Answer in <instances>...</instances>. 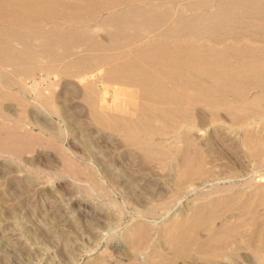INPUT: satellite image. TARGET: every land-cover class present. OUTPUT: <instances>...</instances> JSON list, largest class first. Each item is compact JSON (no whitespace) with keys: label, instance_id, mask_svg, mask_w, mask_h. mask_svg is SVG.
<instances>
[{"label":"bare ground","instance_id":"obj_1","mask_svg":"<svg viewBox=\"0 0 264 264\" xmlns=\"http://www.w3.org/2000/svg\"><path fill=\"white\" fill-rule=\"evenodd\" d=\"M145 1L158 2L164 12L157 17L149 8L131 7L134 2ZM177 2L0 0V98L19 101L17 94L8 89V79L2 75L4 68L48 61L44 64L55 67V80L41 78L32 86L39 110L57 119L66 114V103L58 101L61 97L56 91L60 77H78L82 85L80 98L87 105L92 123L111 131L146 159L164 161L175 155L181 162L180 169L178 166L179 170L174 171L178 172V180L188 177L191 167L199 164V152H189L194 148L193 132L212 126L234 128L250 155L262 156L264 1L185 0L179 2L182 9L172 11L169 7ZM124 4L130 7L116 9ZM156 18L158 21L153 22ZM153 27L161 28L154 32ZM141 30L152 32L137 33ZM98 35H106L107 41ZM108 49L119 51L105 53ZM28 68L30 71L22 72L26 77L36 76L35 70L41 73L38 68ZM43 71L50 78L51 72ZM82 76H87V81H82ZM100 84L118 86L113 106L97 105ZM258 125L260 135L252 128ZM166 129L175 131V139L164 140L169 135ZM5 130L7 147L22 146L27 137H36L20 135L12 126ZM179 142L184 145L181 150ZM232 202L235 204V200ZM164 205H169L168 196ZM235 213L230 220L210 206H199L192 214L163 227L161 240L176 255L186 256L192 249L206 253L229 240L241 242L248 236L264 239V215L256 218L250 201L240 203ZM140 226L131 234L139 235V239L146 231ZM243 242L249 245L251 241L248 238ZM159 249L152 251L146 264H168L160 260Z\"/></svg>","mask_w":264,"mask_h":264},{"label":"rangeland","instance_id":"obj_2","mask_svg":"<svg viewBox=\"0 0 264 264\" xmlns=\"http://www.w3.org/2000/svg\"><path fill=\"white\" fill-rule=\"evenodd\" d=\"M175 4L169 7L172 11L182 9ZM98 37L107 41L106 35ZM46 62L7 67L2 72L19 101L0 98V264H92L96 260L103 261L101 264H146L156 248L161 250L159 259L168 264H264V239L248 236L241 242L226 241L206 253L192 249L186 256H178L160 237L169 222L192 214L199 206H210L231 220L237 206L250 201L254 216L263 218L264 153L252 157L234 128L212 126L193 132L194 148L189 152H199V164L191 167V171L197 170L190 171L189 178L178 180L174 171L181 162L175 155L164 161L146 159L111 131L92 123L80 98L78 77H60L56 91L61 97L58 101L66 103V114L57 119L39 110L32 93L34 81L55 80V67ZM28 67L41 73L35 70L36 76L26 77L22 72L30 71ZM44 69L51 72L50 78ZM116 87L100 84L97 105L113 106ZM9 126L20 135L39 137L32 136V141L30 136L22 146L7 147L4 136ZM260 127H252L255 134L260 135ZM164 132L169 134L164 140L175 139V131ZM183 147L179 142L178 149ZM167 196L169 205H164ZM140 225L146 231L139 239L131 234ZM248 238L249 245L243 242Z\"/></svg>","mask_w":264,"mask_h":264},{"label":"crops","instance_id":"obj_3","mask_svg":"<svg viewBox=\"0 0 264 264\" xmlns=\"http://www.w3.org/2000/svg\"><path fill=\"white\" fill-rule=\"evenodd\" d=\"M135 3H137V4L134 5ZM147 4H154V6L147 5ZM129 7H130V6H127V7H125V8H129ZM131 7H146V8H149L150 10H152V11H154V12L157 13V17H160V16H161L160 13L164 12V6H161V5L158 4V2H156V1H145V2H143L142 4L139 3V2H134V3L131 4ZM162 7H163V10L161 9ZM159 9H161V10H159ZM151 18H152V17H151ZM147 19H150V18H147ZM147 19H146L145 21H143L144 24L146 23ZM157 21H158L157 18L153 20V22H157ZM157 24H159V23H157ZM160 28H161V27H153V28H151V29H152V31L157 32ZM152 31H150V30H141V31H137V33L145 34V33H150V32H152Z\"/></svg>","mask_w":264,"mask_h":264}]
</instances>
